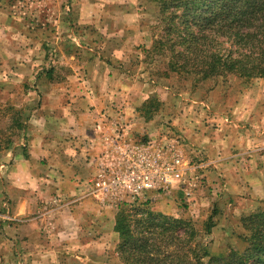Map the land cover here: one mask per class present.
<instances>
[{"label":"crops","instance_id":"0c3cea01","mask_svg":"<svg viewBox=\"0 0 264 264\" xmlns=\"http://www.w3.org/2000/svg\"><path fill=\"white\" fill-rule=\"evenodd\" d=\"M2 1L0 106L22 109L26 128L0 154V264H103L96 256L107 250L103 236L114 237L117 209L92 195V179L112 122L126 119L113 106L150 97L137 94L132 67L144 62L148 39L142 0H46V29L25 18L29 2L9 10ZM218 104L203 148L231 165L261 149L264 116L247 109L256 100L243 103L237 119L254 127H236L226 122L229 104ZM161 202L150 203L168 213Z\"/></svg>","mask_w":264,"mask_h":264},{"label":"rangeland","instance_id":"374dc122","mask_svg":"<svg viewBox=\"0 0 264 264\" xmlns=\"http://www.w3.org/2000/svg\"><path fill=\"white\" fill-rule=\"evenodd\" d=\"M15 1L20 5L28 2V5L32 4L28 8L32 13L25 18L36 20V24L41 29L49 26L46 0ZM2 2L10 5V10L14 0ZM141 4L149 30L148 39L141 46L150 50L154 39L160 34L159 29L153 32L150 30L157 24V8L150 0H142ZM142 62L136 65L132 63V67L138 73L135 79L141 86V91L137 94L142 98L150 95L147 100L156 98L158 103L151 108L149 120L141 117L144 114L141 112L142 105H138L141 100L138 97H135L136 106L129 104L126 108V103H123L122 107L114 103L116 107L113 106L111 112L115 116L121 110H127L122 114L126 119L116 118L115 123L112 122V128L115 130L120 126L125 128L132 126L134 132L129 135L137 143H174L182 153L187 169L182 181L172 189L160 193L149 192L141 200L153 203L157 199L159 202L162 201L161 203L165 202L171 207L166 215L191 220L198 226L208 222L211 230L210 234L203 238V244L207 246L210 254L223 253L230 248L243 250L245 243L241 237L245 235V231L241 219L257 207L264 208V143L262 145L259 143L261 149L256 150L254 154L238 156L237 162L229 165V160L227 164L211 162L210 160L214 158L206 155L203 139L206 130L213 127L210 123L211 116L220 114L216 107L212 109L210 106L220 103L221 100L229 104V113H226L227 111L224 113L225 116L228 115L227 118L225 117L227 124L253 126L252 121L237 119L236 115V110L242 108L239 105L253 100H256L258 105L253 109L251 107L247 109L254 110L261 117L264 116V80L254 79L243 82L240 78L228 76L204 82L195 88L191 78L186 79L172 73L167 75V58L163 55L152 53L146 60L142 59ZM151 81L156 84H152ZM125 99L126 97H119L121 102ZM247 109L244 107V110ZM7 112V107L0 106V138L5 134L12 136L10 135L12 132L7 131L10 126ZM257 125L260 127L263 125V129L258 131L264 138V121L259 119ZM17 139H14L15 142ZM151 203L149 208L159 212L155 210L154 205L151 206ZM101 204L107 207L112 205L117 212L122 205V203L103 202ZM113 233L114 237L103 236L107 250L102 256H96L103 264H120L116 255L118 236L114 232V227Z\"/></svg>","mask_w":264,"mask_h":264},{"label":"trees","instance_id":"16d2710c","mask_svg":"<svg viewBox=\"0 0 264 264\" xmlns=\"http://www.w3.org/2000/svg\"><path fill=\"white\" fill-rule=\"evenodd\" d=\"M150 1L157 8V24L150 30L159 29L160 34L150 50L143 49L145 60L152 53L163 55L167 75L191 78L195 88L228 76L243 82L264 80V0ZM157 103L156 98L144 102L141 117L149 120ZM7 111V131L14 136L0 138V154L26 128L22 109ZM149 207V201L138 200L123 203L116 213L120 264H264V208L242 217L243 250L230 248L213 255L203 244L211 230L208 222L198 226Z\"/></svg>","mask_w":264,"mask_h":264},{"label":"built area","instance_id":"2783aa9c","mask_svg":"<svg viewBox=\"0 0 264 264\" xmlns=\"http://www.w3.org/2000/svg\"><path fill=\"white\" fill-rule=\"evenodd\" d=\"M108 135L92 179V195L102 202H136L182 181L186 163L174 143H137L123 126Z\"/></svg>","mask_w":264,"mask_h":264}]
</instances>
